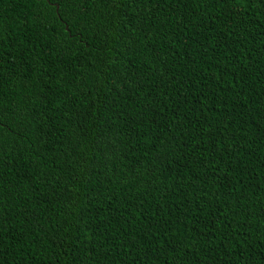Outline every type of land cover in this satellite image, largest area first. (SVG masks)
Here are the masks:
<instances>
[{
    "label": "trees",
    "instance_id": "1",
    "mask_svg": "<svg viewBox=\"0 0 264 264\" xmlns=\"http://www.w3.org/2000/svg\"><path fill=\"white\" fill-rule=\"evenodd\" d=\"M0 264H264V0H0Z\"/></svg>",
    "mask_w": 264,
    "mask_h": 264
}]
</instances>
